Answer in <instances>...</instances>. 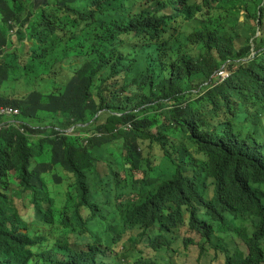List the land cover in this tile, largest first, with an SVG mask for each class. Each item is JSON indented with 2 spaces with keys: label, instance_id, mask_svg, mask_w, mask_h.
Instances as JSON below:
<instances>
[{
  "label": "trees",
  "instance_id": "16d2710c",
  "mask_svg": "<svg viewBox=\"0 0 264 264\" xmlns=\"http://www.w3.org/2000/svg\"><path fill=\"white\" fill-rule=\"evenodd\" d=\"M38 79L52 90L2 93ZM0 105L22 122L0 129V264H119L128 234L186 227L200 256L264 264V0H0ZM108 154L101 184L126 196L111 209L95 198ZM56 167L75 178L61 199Z\"/></svg>",
  "mask_w": 264,
  "mask_h": 264
},
{
  "label": "rangeland",
  "instance_id": "374dc122",
  "mask_svg": "<svg viewBox=\"0 0 264 264\" xmlns=\"http://www.w3.org/2000/svg\"><path fill=\"white\" fill-rule=\"evenodd\" d=\"M253 25H257V22L252 21ZM16 28V34L11 36L12 48L15 49L20 56L21 62H26L29 55L30 42L24 40L21 42L18 39L17 32L19 30L18 26ZM51 89V85L46 80L34 81L30 83H25L23 80L17 82L14 90H9L5 92V95L9 97H21L26 95L32 90H39L43 92H48ZM149 152V151H148ZM154 153L159 155V151L155 149ZM147 154V153H146ZM113 162L114 156L107 155L105 159H102L98 164V175L96 180L98 182V194L97 200L102 202H109V205L114 204L117 201L124 200L126 196L120 197L118 200L116 198V188L112 187L108 193L104 190L106 187L102 186L101 181L105 179L108 172L106 167V162ZM57 172L64 176L65 180L60 185L57 186L54 183L52 174H46L45 180L50 191H60L62 195L67 191L68 185L75 182V178L72 174L63 171L61 168H57ZM121 176L124 178V171H121ZM135 177L137 179H142V174L135 172ZM15 204L23 216L30 218L34 214L33 205L30 199L26 196L15 197ZM84 214L88 215V210L84 209ZM140 234L139 231H134L128 234L124 240H122L116 247V252L120 253L119 264H134L138 260H142L143 263L148 264H224V256L215 254L213 251L207 256H200V249L198 243L200 238L196 233L189 232L188 228H183L176 231L174 235V240L169 246H167V239L165 237L158 239L156 231L149 232L145 237L138 238ZM137 238V243L132 244L128 242L130 237ZM170 239V237H168ZM185 243L190 245L185 246ZM125 248V249H123ZM141 264V262H139ZM111 264H118L112 262Z\"/></svg>",
  "mask_w": 264,
  "mask_h": 264
},
{
  "label": "clouds",
  "instance_id": "9594fccd",
  "mask_svg": "<svg viewBox=\"0 0 264 264\" xmlns=\"http://www.w3.org/2000/svg\"><path fill=\"white\" fill-rule=\"evenodd\" d=\"M9 25H10V29H9V36H10V39H11V36H14L15 34H16V28L14 27V26H17L15 23H12V22H10L9 23ZM19 28V27H18ZM26 28V27H25ZM19 31V30H18ZM17 36H18V32H17ZM26 40V39H25ZM28 41V40H27ZM12 42V41H11ZM11 48H12V46H11ZM13 49V48H12ZM30 49V48H29ZM15 50V49H14ZM253 55H254V53H253ZM222 70H224L226 73H227V77L225 78V79H221V78H219L218 76H217V73L218 72H220V71H222ZM230 77V72H229V70L227 69V65L225 64V65H223L219 70H217L215 73H214V75L210 78V80L208 81V82H206L205 84H204V87H208V86H210V85H216V84H218V83H221V82H223V81H225L226 79H228ZM39 81H43V80H41V79H38ZM38 80H33V81H30V82H34V81H38ZM44 80H46L47 82H49L50 83V85H51V89H50V91L52 90V84H51V82L49 81V80H47V79H44ZM29 82V83H30ZM26 83V82H25ZM17 85V84H16ZM15 85V86H16ZM15 88V87H14ZM14 90V89H13ZM32 91H39V90H32ZM32 91H30V92H32ZM50 91H48V92H50ZM5 92H7L6 90H4V89H2V93L5 95ZM29 92V93H30ZM41 92H43V91H41ZM29 93H27L26 95H28ZM45 93H47V92H45ZM26 95H24V96H26ZM7 96V95H6ZM7 97H9V96H7ZM21 97H23V96H21ZM10 98H19V97H10ZM19 109H17L16 107H13V106H10V105H0V120H2V122L0 123V129L1 128H3V127H5L6 125H8L10 122H15V124L16 125H20L22 122L20 121V120H18L19 118H18V115H19ZM101 113H99L96 117H95V119L100 115ZM56 130H59L58 128H55ZM124 129L125 130H129V129H131V125L130 124H127L125 127H124ZM66 134H73V133H75V129H74V127H71V128H69V129H67V130H65L64 131ZM109 155V154H108ZM107 157V156H106ZM105 157V158H106ZM104 158V159H105ZM114 159H115V157H114ZM102 160V159H101ZM100 160V161H101ZM99 164V163H98ZM35 165V164H34ZM57 168H61V167H56V168H54V171L52 172V173H50V174H52V176H53V179H54V174H57V175H59V176H61V177H63L64 178V176H62V175H60L58 172H57ZM62 169V168H61ZM63 171H65L64 169H62ZM67 172V171H66ZM49 174V173H48ZM45 177V176H44ZM64 180H65V178H64ZM64 182V181H63ZM62 182V183H63ZM54 183H55V181H54ZM56 184V183H55ZM57 186H60V185H58V184H56ZM48 187V186H47ZM112 187H114V186H112ZM112 187H108L107 189H105L104 190V192L105 193H108L109 191H110V189L112 188ZM116 188V187H115ZM49 189V188H48ZM50 191V190H49ZM52 194H55L57 191H55V192H52V191H50ZM58 192H60V191H58ZM116 192L118 193V190L116 189ZM61 193V192H60ZM97 194H98V185H97V188H96V191H95V198H96V201L97 202H99L101 205H103V206H105V207H108L109 209H111V207L115 204H111V205H109V202H102V201H100V200H97ZM117 195V194H116ZM61 198H63V195H62V193H61V197H60V199ZM15 200V199H14ZM84 209H87V208H83V210H82V213L84 214ZM88 210V209H87ZM33 215V214H32ZM88 215H89V210H88ZM88 215H85L84 214V216H88ZM25 217V216H24ZM26 218V217H25ZM31 218V217H30ZM26 219H28V218H26Z\"/></svg>",
  "mask_w": 264,
  "mask_h": 264
},
{
  "label": "crops",
  "instance_id": "0c3cea01",
  "mask_svg": "<svg viewBox=\"0 0 264 264\" xmlns=\"http://www.w3.org/2000/svg\"><path fill=\"white\" fill-rule=\"evenodd\" d=\"M163 237H165L167 239V246H169L171 244V242L173 241V238H174L172 236L160 235V238H163ZM168 237H170V239ZM204 256H207V255H204ZM146 264H148V263H146Z\"/></svg>",
  "mask_w": 264,
  "mask_h": 264
},
{
  "label": "built area",
  "instance_id": "2783aa9c",
  "mask_svg": "<svg viewBox=\"0 0 264 264\" xmlns=\"http://www.w3.org/2000/svg\"><path fill=\"white\" fill-rule=\"evenodd\" d=\"M217 76L223 80L227 77V73L224 70H222L217 73Z\"/></svg>",
  "mask_w": 264,
  "mask_h": 264
}]
</instances>
